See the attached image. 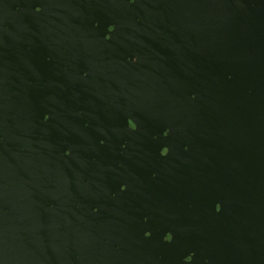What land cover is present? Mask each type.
Listing matches in <instances>:
<instances>
[{
	"label": "water",
	"instance_id": "1",
	"mask_svg": "<svg viewBox=\"0 0 264 264\" xmlns=\"http://www.w3.org/2000/svg\"><path fill=\"white\" fill-rule=\"evenodd\" d=\"M0 264H264V0H0Z\"/></svg>",
	"mask_w": 264,
	"mask_h": 264
},
{
	"label": "snow or ice",
	"instance_id": "2",
	"mask_svg": "<svg viewBox=\"0 0 264 264\" xmlns=\"http://www.w3.org/2000/svg\"><path fill=\"white\" fill-rule=\"evenodd\" d=\"M35 10H36V12H39V11H41V8L39 6H37ZM112 30L113 29L111 27H109L108 31L111 32ZM44 119H47V116H45ZM164 135L167 136V132H164ZM162 149H163V151L161 152V155L162 156L166 155L168 152V149L167 148H162ZM216 209H217V205H216ZM219 210H220V205H219V208L217 209V211H219ZM147 235H149V234L147 233ZM171 239H172V236L170 235L168 238V241H171ZM190 259H191V256L188 258V260H190Z\"/></svg>",
	"mask_w": 264,
	"mask_h": 264
},
{
	"label": "clouds",
	"instance_id": "3",
	"mask_svg": "<svg viewBox=\"0 0 264 264\" xmlns=\"http://www.w3.org/2000/svg\"><path fill=\"white\" fill-rule=\"evenodd\" d=\"M218 208H219V204H217V209H218ZM145 235L147 236V233H145ZM189 257H190V256L185 257V259L188 260Z\"/></svg>",
	"mask_w": 264,
	"mask_h": 264
}]
</instances>
